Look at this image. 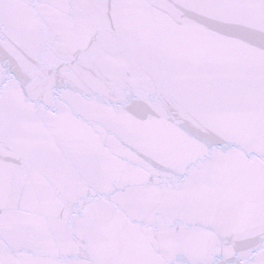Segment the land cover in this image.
<instances>
[{
    "label": "snow or ice",
    "instance_id": "6c2138e0",
    "mask_svg": "<svg viewBox=\"0 0 264 264\" xmlns=\"http://www.w3.org/2000/svg\"><path fill=\"white\" fill-rule=\"evenodd\" d=\"M0 264H264V0H0Z\"/></svg>",
    "mask_w": 264,
    "mask_h": 264
}]
</instances>
